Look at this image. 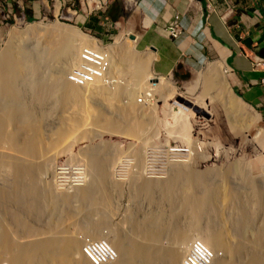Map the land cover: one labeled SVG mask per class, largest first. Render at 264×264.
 Segmentation results:
<instances>
[{"label":"rangeland","instance_id":"rangeland-1","mask_svg":"<svg viewBox=\"0 0 264 264\" xmlns=\"http://www.w3.org/2000/svg\"><path fill=\"white\" fill-rule=\"evenodd\" d=\"M108 2L109 0H0V57L8 49L13 37L16 40L14 46L23 47L28 37H32L39 38L42 45L50 49L49 54L56 51L55 43L58 41L48 36L50 32H47V29L59 25L70 27L80 35L90 36L86 38L95 39L96 47L99 45L111 51H116L119 45L128 40L131 45L130 50L136 59L135 63L142 62L146 57L149 58L148 62L150 61L148 67L145 66L143 77L136 71L137 75L133 73V68L136 66L133 62L124 61L122 64L118 61L120 68H115L116 70L108 66L105 79H98L96 82L100 81L99 84L104 86L102 94L96 93L99 87L96 83L83 86L81 89L83 97L78 98L80 100L76 103L71 102L69 105L65 104L66 106L60 102L51 109L44 122H39L43 134L39 132L40 134L31 135L37 133L36 130L34 132L33 128H31L32 131L25 127L26 124L18 122L6 126L8 134L17 133L16 130H18V133H29L28 135L33 136L34 139L38 135L37 137L42 139L37 157L34 160H26L24 163L28 165L35 163L37 167L39 166L36 172L40 186L43 189L50 188L61 195H73L78 188L88 187L93 180L96 173L92 169L88 155L93 150L91 147L100 146L105 142L110 156L113 159L115 157V161L111 162L110 177L105 180L108 181L105 183L106 199L100 203L97 211L96 208L95 211H88V203L74 198L72 202L60 204V215L51 220L50 214L38 213V209H32L31 213L29 211L27 213V207L15 205L17 200H13V211L24 217L29 226L24 227L21 219L16 220L10 214L2 213L5 231L19 244H27L26 241L30 240V237L41 244L55 239L64 242L71 237H85V229L89 231L88 227L91 228L92 225L94 227L95 222L102 220L106 223L102 231L107 232L109 226L116 224L114 226L130 243V240L142 237L148 231V225L140 224L141 222L136 220L137 216L141 220L146 213H154L157 204L160 205L159 209L161 207L169 212L171 203L166 200L164 202V199H157L156 191H153L152 198L150 197L149 200L145 194L138 197L133 188V180L129 178L133 174H138V178L141 179L165 180L171 175L172 167L190 168L195 157L206 154L202 161L199 159L200 170L214 169L220 174L224 173V176L218 182L221 198L219 197L214 204V209L217 211L214 213L208 211L206 213L208 215L203 216L200 228L211 231L224 230L225 232L226 230L225 234L228 238L235 240L237 233L234 225L242 218L244 222L253 223L244 230L245 236L249 240L257 239L260 237V232H264L262 226L264 218L259 213L261 211L254 210L257 206L258 210L261 208L264 214V195H261L258 189L260 185L264 186V121L261 112L235 94L228 72L225 76L232 89L229 97L217 86L213 87L207 82L205 70L217 61L208 60L201 69L198 71L194 69L192 75L184 80L175 79L172 75L155 73L152 56L148 54L149 52L137 47L138 37L131 36L136 32L128 23H117L112 26L101 24L98 29L91 26L101 19L99 16L106 10ZM78 43L80 44V40L75 41V44ZM63 63L64 61L58 56L56 65L52 64L49 68L50 74L55 75L57 70H65L62 67ZM130 64L134 67L129 72L127 67H131ZM72 68L68 67L67 75ZM148 77H152L153 80ZM154 81L163 82L166 88L154 91L151 88V83ZM122 88L127 89L128 92H121ZM175 94L183 97L181 101H189L184 103L194 111L190 119L189 138H183L179 134V113H176L179 110L175 108V113L169 111L165 102L166 97L173 99ZM192 103L197 104L202 110L205 109L206 112H201L202 110L193 106ZM34 107L38 108L36 104ZM133 107L139 109L140 114L148 115L140 116ZM151 118L153 120L150 121L149 128L144 129L143 135L133 136L128 132L127 128L131 124L142 122L143 119L148 121ZM78 123L80 124L76 127ZM113 123L117 124L118 128L109 126ZM172 129L175 131L173 132ZM62 131H65L68 136L61 138ZM28 135L25 139L29 138ZM39 135H42V138ZM39 139L38 145L41 141ZM25 144L26 142H22L21 146ZM136 148H139V154L135 153ZM230 166L234 172L227 171ZM249 166L253 171L250 178L254 179L258 192L255 207L251 209L255 218L245 215L237 217V221L228 217L225 210L228 203L222 198L226 200L229 190L235 188L237 184L233 183L234 181L244 184L241 180L244 178L242 174ZM77 172L80 173V177L76 176ZM0 176V185L7 187L10 193H14L17 183L13 173L10 170L2 171ZM111 184H118V189L111 190ZM240 194L246 196L248 192H240ZM181 199L183 210L175 214V220H178V228L184 231L193 225L191 214L193 210L190 211L189 200L184 201L183 197ZM251 205L252 202H250ZM132 214L136 218L131 222ZM92 222L94 223L91 224ZM175 225L172 224V230ZM27 228L31 230L28 234ZM165 231L162 237L163 243L160 241L162 246H168L173 239V235ZM190 232L193 238H199L198 231ZM109 235L113 237L112 234ZM133 242L134 240L131 244ZM219 252L220 256L225 253L222 250ZM23 256L21 255L22 260L25 259ZM0 260L6 261L8 258H0ZM79 261L81 260L74 258L73 264H79ZM8 263L11 264V262H4V264ZM61 263L62 260H57L53 264ZM33 264L41 263L36 260Z\"/></svg>","mask_w":264,"mask_h":264},{"label":"bare ground","instance_id":"bare-ground-1","mask_svg":"<svg viewBox=\"0 0 264 264\" xmlns=\"http://www.w3.org/2000/svg\"><path fill=\"white\" fill-rule=\"evenodd\" d=\"M47 32H50V34H48L50 38L58 41L55 43L56 51L49 54L48 51L50 49L43 46L39 38L32 37H28L23 47L14 46L16 40L13 37L8 49L0 57V174H2V171L10 170L15 176L17 183L14 193H10L11 191H9L7 187L5 188L0 185V258H8L6 261L0 260V264H4V262H11V264H33L36 260L41 264H53L57 260H62L61 264H73L74 258L81 260L79 264H91L83 254V245L89 240L102 238L109 240L118 252V259L109 264H114L116 262L118 264H181L189 244L194 239L190 232L192 230L198 231L200 233L198 237L216 253L213 264H264V232H260V237L254 240H249L244 233V230H247V228L253 224L252 222H244L241 218L239 223H235L234 227L237 233V238L235 240H230L228 238L225 234L226 230L224 232V230L211 231L200 228L202 226L203 216L208 211L212 213L217 211V209H214V204L221 195L218 182L224 176L223 172H221L223 174H220L214 169L207 171L200 170L199 159L202 161L206 154H200L197 156L198 158L195 157L190 168L180 166L172 167L171 175L167 176L165 180L141 179L138 178V174H133L134 176L132 175V177L129 178L133 180V188L135 192H137L138 197L145 194L149 200L150 197L152 198L153 191H156L157 199H164V202L166 200L168 203L172 204L169 205V212L161 207L159 209L160 205L158 206L157 204L154 213H146L141 220L138 216L136 218L132 214L130 216V221L136 218L143 226L148 225L146 234L142 237L140 236L139 238L132 239L134 240L132 244V240L128 243L124 235L120 234L118 228L114 226L116 224L109 226L107 232L102 231L103 225L106 224L102 220L98 223L94 221L96 223L94 227L93 225L92 227L89 225L91 228L88 227L89 231L85 229L84 232L87 233H85V237H71L64 242L55 239L49 243L45 242L41 244L36 239L30 237L31 239L29 238L30 240L26 241L27 244H19L13 240L12 235L10 236L7 234L5 227H3L2 213L5 215L10 214L12 218L16 220L21 219L22 226L24 227L28 225V221L24 219V217L18 212L15 213L13 211V200H17L15 205H24L27 207L28 210H26V212L29 211V213H31L32 209H38V213L50 214L51 220L60 215V204L72 202L74 198L82 199L88 203V211H93L95 208L97 211L100 208V203L106 199L105 183L108 181L105 180L109 179V166L111 162L115 161V157L113 159V157L110 156L105 142L100 146L91 147L93 150H91L88 155L90 156L92 169L96 173L93 180L89 183L88 187L78 188L73 195H61L55 193L50 188L43 189V187L40 186L38 173L36 172L39 166L37 167L35 163L29 165L24 163L26 160H34L37 157L42 139H39L37 137L38 135L35 136L37 139H34L32 138L33 136L31 137L28 135L29 133H18V130H16L17 133H6V126L16 122L24 125L26 124L25 127H28V129L33 128L34 132L36 130L37 133H30L31 135L38 134L39 132L41 133L43 130L41 131L39 122H44L43 120L47 115L49 116L53 107L60 102H62L63 105H69L71 102L76 103V101L80 100L78 98L83 97L81 90L83 86H79L68 80L66 76L67 69L69 66L74 67L78 63L82 47H84V45L96 46V44H94L96 40L94 39V41L91 40V38H86L90 36L80 35L67 26L56 25L53 28H48ZM78 40H80V44H75V41ZM62 43L64 45L61 46L60 44ZM97 46L107 53V62L111 69L120 68L118 61L122 64L124 61L128 63H135L136 61L130 50L131 45L128 40H125L124 43L119 45L116 51L107 50L99 45ZM58 56L64 61L62 67L65 70H57L55 75H51L49 68L52 64L56 65ZM148 60L149 58L146 57L142 62L137 61L134 64L136 65L135 67L133 64H130L131 67H127V71L130 72L134 67L133 73L136 74L137 72V74L139 73L143 77L145 74V66L148 67V63L150 62H148ZM205 71L206 80L212 84L211 86H217L223 93H226L228 97L231 96L232 89L225 76L227 70L224 64H210ZM148 79L153 80L152 77H148ZM99 83L100 81L96 83L97 86H99L97 87L98 90H96V93L102 94L104 86H101ZM162 83L163 82L154 81L151 83V88L154 91L162 88L165 89L166 87L163 86ZM124 91L126 92L127 89L122 88L121 92ZM177 95V97L173 96V99H169V96L166 97L165 102L169 111L174 112L175 108L179 110L176 112L179 113V128L177 125L176 129L178 128L179 134L183 138H189L191 134L189 133L191 129L190 119L194 111L185 104L189 101H181L183 97L180 94ZM35 104L39 109L34 107ZM193 106H196L198 109L200 108L197 104H193ZM133 109L134 111H138V113L140 112L139 109L135 107H133ZM201 112L206 111L204 109ZM141 115L142 114H140V116ZM146 115L148 114L142 116L146 117ZM151 120L153 119H148V121L143 119L142 122H135L131 124L127 130L133 136L143 135L144 133L142 132L148 127ZM79 124L80 123H78L76 127H78ZM109 126L118 128V125L115 123L109 124ZM28 129H26V131H28ZM33 129L31 130L33 131ZM174 129H172L173 132L176 130ZM61 134V138L68 136L65 131H62ZM26 135H28L27 137L29 138L25 139ZM41 136L42 135H39V137ZM38 139L41 140L39 141V145ZM22 142H26V144L21 146ZM139 151V148L135 149V153L139 154ZM228 170L232 171L233 168L230 166L229 169L227 168V171ZM224 172H226V170ZM252 172L249 166L246 172L242 174L244 178L241 180L244 184L234 181L233 183L239 185L229 190L226 200L222 198L228 203V205L225 206V210L228 217L231 219H237V217H244L245 215H250L255 218V215L253 216L251 212L253 210L251 209L255 207L254 204H256V195L258 192L256 189L257 187L254 185V179L252 180L250 178ZM245 183H247V185ZM27 185L29 187H27ZM110 189H118V184H111ZM258 189L261 191V195H264V186L262 187L260 185ZM239 191L248 192L249 196L248 194L246 196H241ZM225 194L226 193H224V195ZM181 197H183L184 201L189 200L191 207L190 211L193 210V212H191L193 225H190V228L184 231L178 228V220H175V214L183 210ZM250 202H252L251 206ZM256 209L257 211H261L259 213H261V217L264 218L262 209L260 208L258 210L257 206L254 210ZM172 224H176L173 230ZM262 226L264 231V222ZM165 230L169 232L170 235H173L172 242L171 244L168 243V246L161 245V243H163L162 237ZM30 231V228H27L26 233L28 234ZM109 234H112L114 238ZM167 237L170 242L169 236ZM160 241L162 242L160 243ZM220 250L225 252L223 256H220ZM21 255H24V260L21 259Z\"/></svg>","mask_w":264,"mask_h":264},{"label":"crops","instance_id":"crops-1","mask_svg":"<svg viewBox=\"0 0 264 264\" xmlns=\"http://www.w3.org/2000/svg\"><path fill=\"white\" fill-rule=\"evenodd\" d=\"M99 18L95 29L128 23L157 74L184 80L208 60L223 62L235 94L264 121V63L256 64L264 61V0H109Z\"/></svg>","mask_w":264,"mask_h":264},{"label":"built area","instance_id":"built-area-1","mask_svg":"<svg viewBox=\"0 0 264 264\" xmlns=\"http://www.w3.org/2000/svg\"><path fill=\"white\" fill-rule=\"evenodd\" d=\"M181 28L179 22L170 25V33L173 38L180 36ZM107 59V53L99 47H82L78 63L68 72V80L77 85L85 86L96 82L98 79H105L108 67ZM263 63V59L256 61L257 66ZM76 176L80 177V173L77 172ZM83 254L91 264H109L118 259L117 250L105 238L85 242ZM215 256L214 250L202 239L194 238L189 244L181 264H213Z\"/></svg>","mask_w":264,"mask_h":264},{"label":"water","instance_id":"water-1","mask_svg":"<svg viewBox=\"0 0 264 264\" xmlns=\"http://www.w3.org/2000/svg\"><path fill=\"white\" fill-rule=\"evenodd\" d=\"M131 36H132V37H135V34H132ZM238 97H239V96H238Z\"/></svg>","mask_w":264,"mask_h":264},{"label":"clouds","instance_id":"clouds-1","mask_svg":"<svg viewBox=\"0 0 264 264\" xmlns=\"http://www.w3.org/2000/svg\"><path fill=\"white\" fill-rule=\"evenodd\" d=\"M90 262V261H89Z\"/></svg>","mask_w":264,"mask_h":264}]
</instances>
